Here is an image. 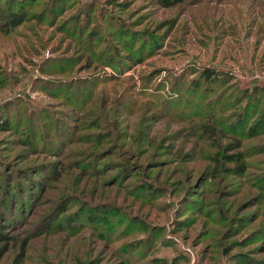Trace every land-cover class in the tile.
I'll use <instances>...</instances> for the list:
<instances>
[{"label": "rangeland", "instance_id": "obj_1", "mask_svg": "<svg viewBox=\"0 0 264 264\" xmlns=\"http://www.w3.org/2000/svg\"><path fill=\"white\" fill-rule=\"evenodd\" d=\"M16 1L0 264H264V0Z\"/></svg>", "mask_w": 264, "mask_h": 264}, {"label": "trees", "instance_id": "obj_2", "mask_svg": "<svg viewBox=\"0 0 264 264\" xmlns=\"http://www.w3.org/2000/svg\"><path fill=\"white\" fill-rule=\"evenodd\" d=\"M17 1H18V6H19L24 2H26L28 4V2H30L31 0H17ZM157 1H158V4L163 6V7H171V6L180 4L185 0H157ZM11 3L13 4L12 1H11ZM9 16L11 17L9 21H14V20L17 21L18 20L17 18L20 15L18 16V14L9 13ZM21 21H23V19H19L18 22L13 24V26L18 25ZM76 21L77 22L79 21L78 17L76 18ZM212 75L213 74L210 70H204L203 69L201 72V76L205 80H209ZM4 126L5 125L3 124V127ZM0 127H2L1 120H0ZM238 147H239L238 143L237 144H235V143L229 144L228 147H226L224 149V151L227 152V154H222L221 156L223 157L225 162L233 163L232 168H230L232 173L240 175L243 173L245 168H244V160L242 159V153L237 152ZM217 156H218V153L217 154L215 153V155L213 156V159L216 158ZM2 228H3V226H0V257L9 249L10 241H11V236L7 235L4 231L2 232ZM14 242H16L15 239L13 240V243ZM25 244H26V239L22 238L20 240V242L18 243L19 246L15 249L14 254L12 255V257L10 258V260L8 261L7 264H21L22 258L24 256ZM91 264H95V263H91ZM103 264H125V262L122 261L121 259H117L115 261H109V262H105Z\"/></svg>", "mask_w": 264, "mask_h": 264}]
</instances>
